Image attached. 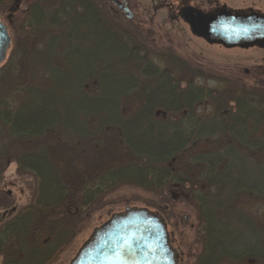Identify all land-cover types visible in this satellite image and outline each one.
Wrapping results in <instances>:
<instances>
[{"label":"trees","instance_id":"1","mask_svg":"<svg viewBox=\"0 0 264 264\" xmlns=\"http://www.w3.org/2000/svg\"><path fill=\"white\" fill-rule=\"evenodd\" d=\"M0 19L46 75L0 92V264H57L96 214L137 202L178 264H264V214L243 204L264 202V65L206 67L109 0H0ZM80 141L104 147L96 166L66 159ZM9 165L24 202L1 187ZM125 186L148 196H112Z\"/></svg>","mask_w":264,"mask_h":264},{"label":"rangeland","instance_id":"2","mask_svg":"<svg viewBox=\"0 0 264 264\" xmlns=\"http://www.w3.org/2000/svg\"><path fill=\"white\" fill-rule=\"evenodd\" d=\"M124 1L127 2L128 8L133 13V18L134 16H137L140 21L151 25L162 37V39H158L159 41L157 43L164 49L166 48V46H170L179 53H194L202 58V65L211 68L213 67L215 69H223L226 67L232 68L234 66L249 68L253 65H264V48L249 47L246 49H224L218 45L207 43L204 39H202L198 35L193 34L190 31L188 24L180 15V11L182 9L181 7L184 5H191L192 8L193 6H204L206 8L208 4L212 3V0ZM227 2L237 9H240L243 5H250L255 8L264 10V0H227ZM8 33L10 35L9 30ZM164 41L166 43H164ZM22 47L24 46H20L18 40L14 44L11 43L6 52L5 59L0 63V92L12 82L29 81L33 76V80L36 82H40L41 80L44 81L46 79V75L44 74L45 70L40 65L41 62L36 61L34 58L24 59ZM57 67L61 71L63 70V65L59 64ZM59 75L61 76L62 83L66 84V81L69 80V77L66 75V73H60ZM200 82L210 86H219L218 83L213 79L200 80ZM52 85H54V83H52ZM52 91H54V89H52ZM202 109L207 111L205 106L202 107ZM75 145L76 147L67 145L68 149L66 151V159L70 161V159L72 160L75 158L77 162L75 163V165L77 167L79 166V164L83 167L96 166L100 162V160H102V156H104L103 146L95 145L89 141H80L79 144ZM109 156L114 157L112 153H110ZM69 165H71V163ZM5 177L6 180L1 185V187L5 191L8 190L11 194H14L15 198H17V201H26L24 186L22 185V183L15 180L16 176L14 173L13 165L8 166L5 172ZM133 195L148 196L147 193L141 191L140 189L129 186L118 189L112 196L116 198L130 197ZM243 204L247 209L255 214H264V202L262 201L246 199ZM134 206L145 207L138 202L134 203L133 205H128V207ZM124 208L125 207H121L120 210L122 211L124 210ZM14 209L15 207L13 206L10 211H13ZM177 209L180 212V215L187 214L189 216V224L190 222L194 221L191 209L186 208L183 204H177ZM107 217L108 216L105 213H102V215L99 213L96 214L92 218V221L87 226V228L79 234L75 244L68 249L66 254L62 255L57 264H68L69 260L83 243V241L88 238L92 229L98 226L103 220L105 221ZM167 229L168 234H170L173 240L170 227L167 226ZM224 264L231 263L226 262Z\"/></svg>","mask_w":264,"mask_h":264},{"label":"water","instance_id":"3","mask_svg":"<svg viewBox=\"0 0 264 264\" xmlns=\"http://www.w3.org/2000/svg\"><path fill=\"white\" fill-rule=\"evenodd\" d=\"M109 1L128 19L133 18L125 3ZM180 14L190 31L209 44L264 48V14L223 9L206 13L192 7L182 8ZM10 44L11 37L0 20V63ZM177 260L164 219L146 207L127 206L94 227L68 264H177Z\"/></svg>","mask_w":264,"mask_h":264},{"label":"flooded vegetation","instance_id":"4","mask_svg":"<svg viewBox=\"0 0 264 264\" xmlns=\"http://www.w3.org/2000/svg\"><path fill=\"white\" fill-rule=\"evenodd\" d=\"M122 1L123 3H125V5L128 7L127 5V2L124 1V0H120ZM202 1H206V0H202ZM207 1H210V0H207ZM230 1V0H228ZM185 7L189 6V7H192L191 5H184ZM184 6H182L181 8H184ZM193 8L195 9H200L201 11L203 12H206V13H211V12H215V11H218V10H227V11H230L232 13H257V14H264V10H261V9H258V8H255L253 6H246V5H243L240 9H237L233 6H231L227 0H212V3L208 4L207 7L205 8L204 6L202 7H198V6H193ZM212 8V9H211ZM208 10V11H207ZM122 12V11H121ZM181 12V11H180ZM123 13V12H122ZM124 14V13H123ZM181 15V14H180ZM182 17V16H181ZM158 214V213H157ZM160 215V214H159ZM161 216V215H160ZM186 220V218H184ZM166 223V221H165ZM167 225V223H166ZM168 226V225H167ZM168 230V229H167ZM169 238H170V243L171 245L173 246V248L175 249V251L178 253V260H177V264L179 263V260H180V256H179V252L178 250L176 249V245L175 243L173 242L170 234H169Z\"/></svg>","mask_w":264,"mask_h":264}]
</instances>
